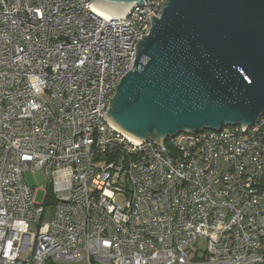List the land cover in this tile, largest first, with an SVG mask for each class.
Here are the masks:
<instances>
[{
    "label": "built area",
    "instance_id": "built-area-1",
    "mask_svg": "<svg viewBox=\"0 0 264 264\" xmlns=\"http://www.w3.org/2000/svg\"><path fill=\"white\" fill-rule=\"evenodd\" d=\"M95 1L0 0V264H264V115L132 141L109 105L165 0Z\"/></svg>",
    "mask_w": 264,
    "mask_h": 264
},
{
    "label": "water",
    "instance_id": "water-1",
    "mask_svg": "<svg viewBox=\"0 0 264 264\" xmlns=\"http://www.w3.org/2000/svg\"><path fill=\"white\" fill-rule=\"evenodd\" d=\"M143 0H96L125 18ZM134 67L115 86L110 122L133 140L249 127L264 115V0H165ZM155 136V138H154Z\"/></svg>",
    "mask_w": 264,
    "mask_h": 264
},
{
    "label": "rangeland",
    "instance_id": "rangeland-1",
    "mask_svg": "<svg viewBox=\"0 0 264 264\" xmlns=\"http://www.w3.org/2000/svg\"><path fill=\"white\" fill-rule=\"evenodd\" d=\"M24 178L31 188L38 189L36 199L38 203L42 204L44 202L46 192L51 194V192L48 191L50 178L45 175L44 171H37L35 173L27 172L24 175ZM53 201L54 200L51 198L47 200L46 207L48 211H51ZM47 217L49 218V215H47Z\"/></svg>",
    "mask_w": 264,
    "mask_h": 264
},
{
    "label": "trees",
    "instance_id": "trees-1",
    "mask_svg": "<svg viewBox=\"0 0 264 264\" xmlns=\"http://www.w3.org/2000/svg\"><path fill=\"white\" fill-rule=\"evenodd\" d=\"M154 138H155V136H154ZM48 197H49V198H51V199H53V197H52V196H50V194H48Z\"/></svg>",
    "mask_w": 264,
    "mask_h": 264
},
{
    "label": "bare ground",
    "instance_id": "bare-ground-1",
    "mask_svg": "<svg viewBox=\"0 0 264 264\" xmlns=\"http://www.w3.org/2000/svg\"><path fill=\"white\" fill-rule=\"evenodd\" d=\"M128 137V136H127ZM128 138H130V137H128ZM131 139V138H130ZM132 141H135V142H138V141H136V140H133V139H131Z\"/></svg>",
    "mask_w": 264,
    "mask_h": 264
}]
</instances>
